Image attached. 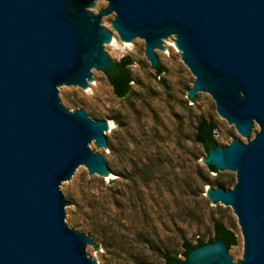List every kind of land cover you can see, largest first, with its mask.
<instances>
[{
    "label": "water",
    "instance_id": "obj_1",
    "mask_svg": "<svg viewBox=\"0 0 264 264\" xmlns=\"http://www.w3.org/2000/svg\"><path fill=\"white\" fill-rule=\"evenodd\" d=\"M104 6L121 40L146 45L155 68L172 70L160 54L176 41L196 77L190 97H213L249 141L205 159L236 173L233 189L207 194L234 210L243 258L219 240L175 264H264V0H0V264H97L103 245L71 226L69 183L86 168L126 174L96 153L119 151L112 124L73 112L64 92H91L116 66L109 47L119 37L93 11Z\"/></svg>",
    "mask_w": 264,
    "mask_h": 264
},
{
    "label": "rangeland",
    "instance_id": "obj_2",
    "mask_svg": "<svg viewBox=\"0 0 264 264\" xmlns=\"http://www.w3.org/2000/svg\"><path fill=\"white\" fill-rule=\"evenodd\" d=\"M107 7L93 11L119 37L109 47L115 62L125 55L134 60L132 94L118 98L106 75L98 73L101 82L91 92L64 95L73 112L91 110L95 121L112 124V144L119 151L98 145L96 153L109 154L111 168L126 176L96 178L87 168L76 176L69 183V199L76 205L71 226L103 245L93 250L97 264H165V255L185 260L183 243L208 242L216 224L236 234L231 248L243 258L244 237L234 210L222 209L207 194L219 183L233 189L236 173L208 171V152L194 141L195 128L203 119L214 121L220 148L249 141L219 115L213 97H190L196 77L176 41L168 54H160L172 70L158 76L146 45L126 46L112 27L115 17L101 14ZM147 166L154 168L152 175L143 174Z\"/></svg>",
    "mask_w": 264,
    "mask_h": 264
},
{
    "label": "trees",
    "instance_id": "obj_3",
    "mask_svg": "<svg viewBox=\"0 0 264 264\" xmlns=\"http://www.w3.org/2000/svg\"><path fill=\"white\" fill-rule=\"evenodd\" d=\"M134 64V60L132 56L125 55L123 56L119 61L116 62V66L114 68H107L104 70V73L110 83V85L113 88L114 94L121 99L129 98L132 94V82H134V76L132 73V70L130 67ZM164 72V69L161 66H158L155 68V73L160 76ZM217 130V125L214 121H208L206 119H203L198 122L196 128H195V136L194 141L201 145L206 152H208L209 149L215 148L219 146V143L215 137V132ZM208 171L213 173H218V169H216L214 166L208 165ZM154 172V168L147 166L143 174L144 175H152ZM203 183L205 185L209 184V180L202 178ZM215 186H218L220 188H224V184H216ZM219 240H224L228 249H230L233 246L237 245V237L236 234L229 228H226L225 226L221 224H216L214 226V234L213 236L208 240V242H205L204 240H198L196 244H192L188 241H185L183 243V255L185 258H188L189 253L201 246H204L205 244L209 243H215ZM185 259V260H186ZM164 263L165 264H175L179 261L178 257L172 256V255H165L164 256ZM139 264H149L145 262H139Z\"/></svg>",
    "mask_w": 264,
    "mask_h": 264
},
{
    "label": "bare ground",
    "instance_id": "obj_4",
    "mask_svg": "<svg viewBox=\"0 0 264 264\" xmlns=\"http://www.w3.org/2000/svg\"><path fill=\"white\" fill-rule=\"evenodd\" d=\"M124 43H125V45L126 46H129L128 44H127V42L126 41H123ZM175 46L177 47V45L175 44ZM177 49L179 50V48L177 47ZM180 51V50H179ZM108 124H110V123H108ZM215 157V156H214ZM109 178H112V177H109Z\"/></svg>",
    "mask_w": 264,
    "mask_h": 264
},
{
    "label": "flooded vegetation",
    "instance_id": "obj_5",
    "mask_svg": "<svg viewBox=\"0 0 264 264\" xmlns=\"http://www.w3.org/2000/svg\"><path fill=\"white\" fill-rule=\"evenodd\" d=\"M104 71V70H103Z\"/></svg>",
    "mask_w": 264,
    "mask_h": 264
}]
</instances>
